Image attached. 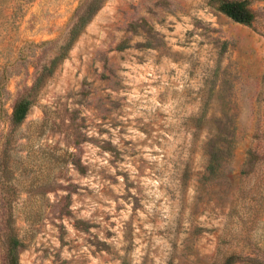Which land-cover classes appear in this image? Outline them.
Listing matches in <instances>:
<instances>
[{
    "label": "rangeland",
    "instance_id": "1",
    "mask_svg": "<svg viewBox=\"0 0 264 264\" xmlns=\"http://www.w3.org/2000/svg\"><path fill=\"white\" fill-rule=\"evenodd\" d=\"M92 1L0 0V264H264V0H103L57 58Z\"/></svg>",
    "mask_w": 264,
    "mask_h": 264
},
{
    "label": "trees",
    "instance_id": "2",
    "mask_svg": "<svg viewBox=\"0 0 264 264\" xmlns=\"http://www.w3.org/2000/svg\"><path fill=\"white\" fill-rule=\"evenodd\" d=\"M218 3V8L221 12L236 22H240L246 25H253L256 19L253 9L248 5L245 0H215ZM103 0H93L86 8L85 12H78L73 26L70 29L68 41L62 47L60 55L62 57L69 50L77 36L80 34L82 28L91 19L94 13L101 7ZM56 58V59H57ZM53 61V65L56 62ZM31 107V101L27 98L19 99L13 108L11 122L13 125L12 131L6 137V143L9 142L10 137L18 126L24 123L28 112ZM11 215V214H10ZM20 239L18 238L15 228L9 225V232L7 233V264H20L18 257V246Z\"/></svg>",
    "mask_w": 264,
    "mask_h": 264
}]
</instances>
